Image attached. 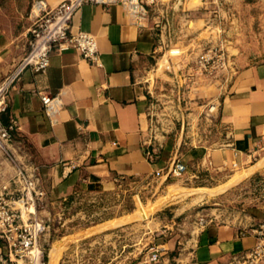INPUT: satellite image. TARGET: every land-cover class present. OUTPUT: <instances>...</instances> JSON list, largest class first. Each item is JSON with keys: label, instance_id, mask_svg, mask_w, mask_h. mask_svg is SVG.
Masks as SVG:
<instances>
[{"label": "crops", "instance_id": "crops-1", "mask_svg": "<svg viewBox=\"0 0 264 264\" xmlns=\"http://www.w3.org/2000/svg\"><path fill=\"white\" fill-rule=\"evenodd\" d=\"M30 1L0 0V77L28 48ZM58 1L45 0L48 6ZM181 2L159 0L160 12L151 20L164 21L156 28L151 20L147 26L132 23L118 3L85 1L73 13L70 28L95 37L100 64L90 63L73 48L51 51L42 71L24 69L10 87L7 110L0 115L3 121L7 117L15 121L11 149L18 162L38 165L48 205L78 188L108 189L116 176H166V167L175 157L186 166L208 170L243 164L264 143V63L259 60L211 80L215 90L197 91L193 100L188 99L197 106L195 118L201 107L217 104L214 119L207 123L210 132L200 143H192L181 129L173 138L150 134L149 106L136 71L160 47L161 35L173 20L169 9ZM209 2L212 20L216 9L226 4L219 13L236 19L241 30L246 0H222L220 6L215 0ZM40 92L60 94L62 104L51 118L43 112ZM12 173V165L0 161V182L8 181ZM262 216L254 222L206 220L184 241L157 240L161 250L156 261L145 254L131 264H229L254 243L251 232L241 235L240 231L264 221V212Z\"/></svg>", "mask_w": 264, "mask_h": 264}, {"label": "rangeland", "instance_id": "rangeland-1", "mask_svg": "<svg viewBox=\"0 0 264 264\" xmlns=\"http://www.w3.org/2000/svg\"><path fill=\"white\" fill-rule=\"evenodd\" d=\"M182 1L168 10L172 24L162 33L154 55L137 67L136 76L149 106L150 134L173 138L181 129L196 144L206 138L210 132L207 123L214 117L205 118L207 104L195 118L197 106L188 99L193 100L197 91L207 94L215 90L211 80L222 79L225 73L232 75L245 62L264 63V0H246L241 32L236 19L219 13L226 10V4L216 9L218 14L212 20L210 0ZM160 6L158 2L148 7L150 20L159 14ZM154 21L151 24L157 23L154 27L159 28L164 19ZM213 46L226 54L229 69L225 72L216 67L207 76L196 69V63ZM212 58L216 60V55ZM45 202L46 196L37 206V215L47 225L39 238L45 264L47 258L48 264H131L149 255L157 240L189 238L200 219L217 223L261 219L264 143L243 164L216 170L187 165L180 177L125 175L108 189L78 188L52 206Z\"/></svg>", "mask_w": 264, "mask_h": 264}, {"label": "built area", "instance_id": "built-area-1", "mask_svg": "<svg viewBox=\"0 0 264 264\" xmlns=\"http://www.w3.org/2000/svg\"><path fill=\"white\" fill-rule=\"evenodd\" d=\"M103 5L118 3L130 21L138 26L150 23L148 7L159 0H59L48 6L45 0H31L29 12L33 19L28 28V48L24 55L5 75L0 77V114L7 110L10 87L19 80L24 69L33 72L42 71L48 64L51 51L75 49L82 58L99 65L95 37L84 30H71V17L83 2ZM216 55V60H213ZM227 56L220 47H210L206 55L201 56L196 69L204 75L212 76L215 68L225 72L229 69ZM44 114L51 118L61 106L60 94L39 93ZM203 112L205 118L217 111L216 103H208ZM16 134L15 121L0 115V161L5 160L13 167L8 181L0 182V264H45L40 235L46 229L45 220L37 215V206L41 204L45 189L41 181L39 167L35 163L18 162L11 149ZM148 158L151 153L146 150ZM186 170L183 161L176 157L166 167V174L180 177ZM117 176L114 177V181ZM200 224L203 222L199 221ZM251 232L254 243L241 254L234 256L229 264H264V221L255 226L242 229L240 234ZM161 247H151L148 259L156 261Z\"/></svg>", "mask_w": 264, "mask_h": 264}, {"label": "bare ground", "instance_id": "bare-ground-1", "mask_svg": "<svg viewBox=\"0 0 264 264\" xmlns=\"http://www.w3.org/2000/svg\"><path fill=\"white\" fill-rule=\"evenodd\" d=\"M251 171V170H250ZM249 172V171H248ZM247 174V173H246ZM242 175V174H241ZM143 208V207H142ZM144 212H146L145 210H144ZM142 216H144V214H142ZM56 249V248H55ZM55 249H53V251L55 250ZM58 249V248H57ZM56 249V250H57ZM55 254V253H54ZM52 257H53V255H52ZM50 258H51V256H50ZM56 259V258H55ZM51 261H53V258H51ZM54 262V261H53ZM46 264H48V258H47V263ZM49 264H50V262H49Z\"/></svg>", "mask_w": 264, "mask_h": 264}, {"label": "water", "instance_id": "water-1", "mask_svg": "<svg viewBox=\"0 0 264 264\" xmlns=\"http://www.w3.org/2000/svg\"><path fill=\"white\" fill-rule=\"evenodd\" d=\"M170 41H171V40H170ZM170 47H172V46H170ZM170 47H169V48H170Z\"/></svg>", "mask_w": 264, "mask_h": 264}]
</instances>
